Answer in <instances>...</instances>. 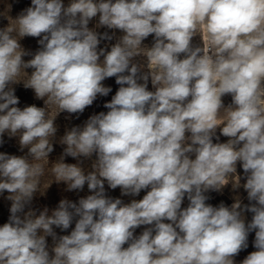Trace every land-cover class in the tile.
Here are the masks:
<instances>
[{"label": "clouds", "instance_id": "1", "mask_svg": "<svg viewBox=\"0 0 264 264\" xmlns=\"http://www.w3.org/2000/svg\"><path fill=\"white\" fill-rule=\"evenodd\" d=\"M31 3L15 25L0 30V137H18L31 157L0 153V192L12 201L9 222L0 227V264H234L252 230L258 251L242 264H264V0ZM97 15V27L123 32L107 52L97 47L111 37L98 38L88 27ZM150 34L152 47H142ZM197 35L202 46L193 47ZM26 36L42 37L41 49L27 62L19 43ZM142 52V63L133 62ZM21 72L26 81L18 79ZM110 77L121 87L104 105L109 111L61 140L64 155L95 154L93 171L85 174L63 157L51 167L68 190L87 182L94 194L78 205L61 200L51 214L44 209L21 218L44 174L35 162L48 163L53 151L55 117L82 113L98 94L108 95L111 88L101 82ZM149 77L154 92L147 90ZM21 81L45 107L15 106L12 85ZM225 94L232 96L226 108ZM48 105L59 109L54 118H48ZM217 127L229 137L226 143H213ZM238 161L247 174L243 187L255 202L246 206L254 214L247 226L239 199L231 208L213 207L204 195L233 184L228 177ZM236 177L234 188L240 186ZM105 180L123 195L150 190L124 204L105 196ZM186 194L190 203L182 209ZM74 217V230L50 255L45 237L55 239L52 226L66 230ZM141 225L151 227L134 236Z\"/></svg>", "mask_w": 264, "mask_h": 264}, {"label": "rangeland", "instance_id": "2", "mask_svg": "<svg viewBox=\"0 0 264 264\" xmlns=\"http://www.w3.org/2000/svg\"><path fill=\"white\" fill-rule=\"evenodd\" d=\"M71 0H63V4L67 7L70 4ZM32 3L31 0H0V30L9 26V23L15 25L14 19H16L21 13H23L28 7H31ZM99 21V15L97 17L92 18L89 21L88 27L97 32L98 38L103 36L105 33L111 37V39H100V43L98 44L97 50L105 49V51H110L111 47L115 45L120 37L123 35V32L119 29H109L106 26L97 27ZM42 37H30L26 36L19 40L21 47L25 50L27 55L23 56L22 59L27 62L28 60L32 59L34 54L41 49V45L39 44V40ZM154 43V34H150L147 38H145L141 46L151 48ZM192 46H202V40L199 35L194 36L192 38ZM181 58H183V54H181ZM104 59L103 56L100 57L102 61ZM143 52L141 57H135V63H142L143 61ZM25 71L31 75L33 69H25ZM143 71H148L145 67ZM125 74H128L127 72ZM27 75L21 72L19 80H27ZM139 83H143V81H138ZM102 85L105 87L111 88V91L106 96L97 95V98L94 100L93 104L87 106L82 113H68L66 111L60 112L58 107L55 105H48V118H54V125L57 129L54 138L52 139L53 151L48 155V163L44 160L36 161L35 163H40L44 167V174L40 177V184L39 190L33 194V198L31 202L25 205L22 212L18 213V215L23 218L29 211L35 212L36 216H38L44 209H48L49 214L53 210H55L61 200H68L72 203L78 202L82 198H86L89 195L94 194L92 191L89 190L87 186V182L83 186L82 189L76 190H68L67 184L65 182H56L55 176L52 172L51 167L53 164L60 162L61 158L63 157V162L66 164H75L81 167L85 174L88 172L93 171L92 165L96 160L95 154L91 157H76L73 158L71 156L64 155L66 145L61 143L63 136L66 134L67 131H70L74 127L83 128L88 119L94 115H98L99 113H107L109 109L105 108L104 105L111 101L112 97L116 94L118 89L121 85L116 83V77H110L103 80ZM127 86V85H125ZM14 89V94L18 98L19 103L15 105L23 110L27 106L35 105L37 107H45V103L43 99H38L35 95V92L31 88H25L24 83L21 81L12 85ZM147 90L155 91V87L151 83V78L149 77L147 83ZM222 102L224 107H228L232 104V96L231 94H225L222 96ZM186 135H190V133H186ZM218 138V139H217ZM213 143H226L229 140V137L222 135L221 127H217L215 135L212 137ZM0 153L7 154V155H14L17 157H28V148L21 149L19 144V138L16 136L10 137L7 133L3 134L0 137ZM190 143V141H189ZM190 158L195 159V154H189ZM239 177V184L238 188H234L236 183H238ZM235 175H231L228 177L233 184L230 182L225 185L220 190H209L204 193L205 196L208 197L206 200V204H209L213 207H219L223 204L225 207L231 208L233 203L239 199L241 203V208L244 209L243 216L245 225L247 226L253 217V213L246 210V206H250L251 204L255 203L254 201H249L247 190L243 187L246 183L247 174H245L242 168V162H237L236 165V173ZM104 189H105V196L107 198H111L113 200L120 199L124 204H129L133 200L139 201L141 200L146 194L147 191L150 189H142L138 195H123L121 188L117 187L116 189H112L108 186L107 181H104ZM8 193L6 190L0 192V227H2L5 223L9 222V217L11 215L10 208L12 201L8 199ZM189 200L187 199V194L185 195L184 200L182 201L181 208H186L189 205ZM78 220V217H74L72 223L70 224L69 228L66 230H62L59 227L53 225V232L55 233V239L53 236H46V245L47 250L49 251L50 255H54L52 249L55 247L56 242L59 240L61 236L70 235L71 231L74 230L75 223ZM166 223L169 221H165ZM151 226L141 225L137 227L134 231V236H139L142 232ZM255 231L252 230L248 233L247 236V247L242 248L238 254L232 257L234 264H242V262L253 252L258 251L257 248L254 246L255 242ZM128 245L125 244L124 247L126 248Z\"/></svg>", "mask_w": 264, "mask_h": 264}]
</instances>
